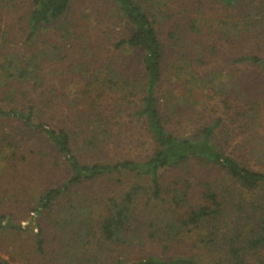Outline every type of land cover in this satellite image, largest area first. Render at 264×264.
Instances as JSON below:
<instances>
[{
	"label": "rangeland",
	"instance_id": "1",
	"mask_svg": "<svg viewBox=\"0 0 264 264\" xmlns=\"http://www.w3.org/2000/svg\"><path fill=\"white\" fill-rule=\"evenodd\" d=\"M164 1L157 23L165 51L158 97L167 128L177 134H190L200 126L220 120L216 134H222L220 144L224 152L249 168L264 171V160L251 153L264 140V74L233 61L248 53L264 57V0H245L235 8L224 7L214 0ZM30 8L31 0L0 4V108L23 110L28 106L16 90L31 89L7 79V62L17 63L30 53L40 56L39 50L43 49L47 54L42 63L45 86L38 92L31 91V95L35 97L47 87L52 93L45 97L38 94L41 97L36 106L37 120L72 128L85 117L84 108L93 106L109 119L108 141L97 156L82 153L84 160L141 159L152 153L153 139L144 121L135 116L143 84L142 51L115 48V43L130 35L115 4L111 0L76 2L67 14L70 25L41 28L33 44L25 39ZM250 12L254 14L252 19H260L261 23H253L245 30L244 19L249 18ZM108 63L117 65L127 78L125 88L112 89L99 83L100 70ZM195 75L205 78L214 75L215 88L188 89L186 80ZM249 110L252 116L248 115ZM180 173L165 172V186ZM192 173L196 176L190 177L194 186L190 201L177 207L166 191L162 199L139 198L135 219L127 228V241L111 243L97 232L88 237L89 241L79 251L78 264H131L147 256L161 260L188 256L201 264L219 261L237 264L226 239H232L240 230L241 240L254 228L260 211H253L250 204L264 203V193L241 188L217 169L196 164ZM64 178L63 166L41 135L27 131L15 118L0 116V264L72 261L73 256L64 257L65 250L55 237L54 224L44 226L46 253L35 252L34 235L40 217L30 211L44 189L59 185ZM205 179L213 183L223 201L219 220L185 229L174 239L162 231L153 234L156 227L152 223L158 217L161 219L171 209L176 217H181L191 204L202 202L198 184ZM135 183L149 184L133 175L104 177L77 187L61 203L68 208L69 203L81 201L91 206L92 218L99 222L108 214L109 199L122 196ZM223 190L227 195L224 196ZM7 222L19 223L22 230L2 229ZM73 253L70 250L69 254ZM241 254L244 258L241 264H259L252 253Z\"/></svg>",
	"mask_w": 264,
	"mask_h": 264
},
{
	"label": "trees",
	"instance_id": "2",
	"mask_svg": "<svg viewBox=\"0 0 264 264\" xmlns=\"http://www.w3.org/2000/svg\"><path fill=\"white\" fill-rule=\"evenodd\" d=\"M15 3L16 0H0ZM82 0H31V8L27 14V43H35L39 30L43 27H52L62 23L70 25L66 21L67 14L72 6ZM116 6L117 14L125 21L130 30L128 37L122 38L114 44L115 48L139 49L142 51L141 65L143 67V84L140 88L141 97L135 108V116L144 121L147 131L150 133L155 148L152 153L141 159L124 158L121 160H92L86 161L82 153H92L97 156L102 147L108 141L109 119L103 117L101 112L93 106H86L83 110L85 117L74 127L56 126L50 122L37 120L38 99L51 95L48 87L41 93L33 91L45 86V78L42 73L43 61L47 58L45 51L39 50L41 55L29 54L27 58L15 63L7 62V79L12 80L18 86H29L31 90H16L28 106L21 110L0 108V116L19 120L29 132L41 135L49 148L55 154L60 165L65 170V178L57 186L44 189L31 208V212L37 213L38 231L34 235L36 253H46V225L55 226V236L59 244L65 250L64 257L68 256L72 261L66 264H78V253L85 244L97 232L100 237L111 243H124L127 241V228L135 219L137 201L143 196L150 199H162L165 191L171 202L180 207L182 203L190 201L191 189L194 187L190 177L195 178L192 167L196 164L223 171L241 188L254 192L264 193V171L249 168L239 162L232 155L224 152L220 141L222 134H216L220 120L200 126L190 134H177L170 131L164 121L160 105L158 91L163 82L165 70V51L157 29L159 17L162 15L161 6L164 0H111ZM164 1V2H163ZM227 8H235L245 0H214ZM165 6V5H164ZM254 14L250 12L249 18L244 19V27L261 20L252 19ZM235 63L243 64L264 74V57L259 54H244L233 59ZM13 69V70H12ZM99 83L108 85L112 89L125 88L127 78L115 64H106L100 70ZM213 76H197L186 80L188 89L209 88L214 89ZM91 83V82H90ZM127 89V88H126ZM41 90V89H40ZM32 91V92H31ZM131 95V91L129 92ZM133 95V94H132ZM249 116L253 115L249 110ZM252 155L264 160V140L252 150ZM202 169V168H201ZM168 171H181L177 178H173L169 185L165 186L163 175ZM183 171V172H182ZM118 174L133 175L145 179L149 184L135 183L122 196L112 197L107 207L108 214L99 222L92 218L91 206H85L81 201L77 204L69 203L65 208L62 200L68 199L77 187L87 182H93L101 178L115 177ZM201 203L190 205L181 216L176 217L173 209L152 223L155 231H162L168 237L174 239L183 230L197 228L211 221H218L223 213V201L215 190L211 181L205 179L198 184ZM224 191V190H223ZM224 196L227 192L224 191ZM264 199V198H263ZM69 201V200H68ZM253 211H260V215L254 228L248 230L247 235L241 238V231L237 230L235 237L226 239L229 253L237 264L244 262L241 252L247 251L257 258L259 264H264V203L250 204ZM66 211V214L63 213ZM1 225V223H0ZM2 227V226H0ZM2 229L21 231L22 226L16 222H7ZM219 228H217V232ZM217 232H214L216 235ZM237 243H240L238 246ZM74 251L72 255L70 250ZM262 255L259 257L258 254ZM114 264H120L116 262ZM131 264H201L193 257L176 256L169 260H161L154 256H147ZM215 264H224L216 262Z\"/></svg>",
	"mask_w": 264,
	"mask_h": 264
}]
</instances>
